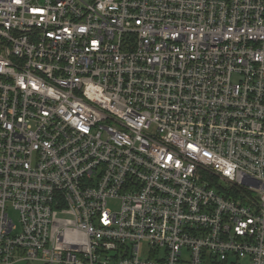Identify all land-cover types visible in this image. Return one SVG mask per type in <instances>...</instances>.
I'll return each mask as SVG.
<instances>
[{
    "label": "built area",
    "instance_id": "2783aa9c",
    "mask_svg": "<svg viewBox=\"0 0 264 264\" xmlns=\"http://www.w3.org/2000/svg\"><path fill=\"white\" fill-rule=\"evenodd\" d=\"M242 261L264 0H0V264Z\"/></svg>",
    "mask_w": 264,
    "mask_h": 264
},
{
    "label": "rangeland",
    "instance_id": "374dc122",
    "mask_svg": "<svg viewBox=\"0 0 264 264\" xmlns=\"http://www.w3.org/2000/svg\"><path fill=\"white\" fill-rule=\"evenodd\" d=\"M233 81H235V78H233ZM109 208L110 209H115V208H117V205L115 203L114 204H110ZM19 264H26V263H19ZM241 264H246V263L244 261H242Z\"/></svg>",
    "mask_w": 264,
    "mask_h": 264
},
{
    "label": "trees",
    "instance_id": "16d2710c",
    "mask_svg": "<svg viewBox=\"0 0 264 264\" xmlns=\"http://www.w3.org/2000/svg\"><path fill=\"white\" fill-rule=\"evenodd\" d=\"M215 264H223V263H215Z\"/></svg>",
    "mask_w": 264,
    "mask_h": 264
}]
</instances>
